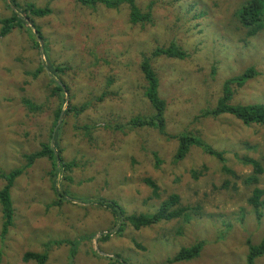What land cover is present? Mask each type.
Returning <instances> with one entry per match:
<instances>
[{"label": "rangeland", "instance_id": "rangeland-1", "mask_svg": "<svg viewBox=\"0 0 264 264\" xmlns=\"http://www.w3.org/2000/svg\"><path fill=\"white\" fill-rule=\"evenodd\" d=\"M247 1L134 0L149 15L133 23L129 2L0 0V30L16 5L26 18L0 35V176L21 172L5 232L0 203V264H248L249 241L264 238V208L259 218L248 202L253 166L242 158L261 163L264 189V125L207 113L225 81L250 68L230 101L264 102V27L248 34L238 16ZM170 45L186 55L152 60L166 101L161 134L133 120L152 110L143 56ZM184 133L222 157L193 145L178 158ZM7 184L0 178V191ZM174 194L172 209L185 216L140 228L100 204L152 214ZM199 242L198 256L172 261Z\"/></svg>", "mask_w": 264, "mask_h": 264}, {"label": "trees", "instance_id": "trees-1", "mask_svg": "<svg viewBox=\"0 0 264 264\" xmlns=\"http://www.w3.org/2000/svg\"><path fill=\"white\" fill-rule=\"evenodd\" d=\"M84 5H91L100 3L110 8H118L121 3L129 2L131 6L130 19L133 23L144 22V18L148 17V13H141L140 9L134 4V0H77ZM21 7L16 5V16L15 18L2 19L3 27L0 30V35H6L11 32V30L17 26V23L23 25V20L25 17L20 16L18 10ZM24 11V10H23ZM37 14L49 13L48 10H34ZM239 19L249 30V35H255L261 28L264 27V0H248L240 8ZM29 23V22H27ZM166 55L169 57H185L186 53L177 48L175 45H170L168 47H162L155 49L152 55L143 56L141 61V70L144 74L146 80L145 86V96L148 98L152 105V110L150 115H146L143 118L134 119L133 123L137 125H143L144 127L153 126L157 128L159 133L164 134L166 131L165 126V109L166 101L160 95V85L157 74L152 64V60L156 56ZM254 70L252 68L248 69L246 72L241 73L237 76L227 79L223 85V93L219 102L215 107L208 110L207 113L217 114H229L241 120L243 123H257L264 125V102L256 103H232L231 99V89L230 86L239 85L241 86L244 81L252 77ZM63 88V85H59ZM196 145L201 147L204 151L214 154L218 157H222V153L216 151L211 145L204 142L202 139L189 134H181L179 137V147L177 151V157L183 158L187 155L190 147ZM32 159V158H31ZM244 164H249L253 166V175H251V183L255 186L252 189V193L248 198V202L252 205L253 209L257 213V216L261 218L263 216L264 208V189L258 186L259 177L263 171L261 163L253 157L244 156L242 158ZM227 165H224V167ZM20 170L11 171L9 173L1 174L0 178H5L8 184L0 191V203L2 206V211L4 213V226L3 231H7L8 227L13 224V206L10 194V188L14 183L15 178L20 174ZM153 186V182H150ZM157 189L156 186H154ZM180 202V197L176 194L172 195L169 200L165 201L160 209L152 214H142V215H127L121 209L117 202L100 201V204L111 210L113 215L117 218L118 222L128 220L134 227L140 228L143 226H148L151 224L158 223L164 219H170L172 217L185 216V208L180 207L178 209H172V206ZM203 244L199 242L191 247L182 248L172 259V261L179 260H189L199 255L201 246ZM249 251L247 254V263L256 264V259L264 254V238L258 244H253L249 241ZM26 259H37L40 263H43L45 255H40L37 253H27L25 254Z\"/></svg>", "mask_w": 264, "mask_h": 264}]
</instances>
